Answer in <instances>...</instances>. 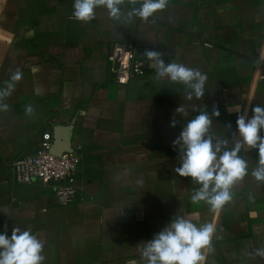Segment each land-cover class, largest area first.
<instances>
[{"label": "crops", "instance_id": "0c3cea01", "mask_svg": "<svg viewBox=\"0 0 264 264\" xmlns=\"http://www.w3.org/2000/svg\"><path fill=\"white\" fill-rule=\"evenodd\" d=\"M73 3L0 0V87L12 71L23 73L6 99L9 110L0 112V234L30 229L44 244L43 264H128L139 259L137 245L178 214L223 228L205 264H264L246 255L264 247V184L245 177L234 202L212 213L203 202L192 204L199 185L174 171L180 161L173 147L200 111L218 110L212 129L231 139L238 115L251 118L252 108L264 106V0H170L154 23L131 24L103 8L79 22ZM112 42L135 44L146 73L112 83ZM148 50L206 73L204 97L188 100L182 85L157 82ZM179 106L187 116L176 113ZM61 126L70 129L68 149L83 156L81 197L67 205H57L38 180L12 181L8 170L15 157L37 150L42 131L54 138ZM241 155L249 171L256 166V149Z\"/></svg>", "mask_w": 264, "mask_h": 264}, {"label": "clouds", "instance_id": "9594fccd", "mask_svg": "<svg viewBox=\"0 0 264 264\" xmlns=\"http://www.w3.org/2000/svg\"><path fill=\"white\" fill-rule=\"evenodd\" d=\"M169 6L170 0H74L72 17L88 23L95 19L96 10L103 8L116 22L131 24L139 18L148 23L152 18L154 23L155 14ZM144 55L156 68L154 79L157 82L182 85L188 100L204 97L206 73L177 62L165 63V53L160 51L148 50ZM22 77L19 69L12 71L4 87H0V112L9 110L6 99ZM176 113L187 116L185 108L180 106ZM252 113L251 118L247 112L238 115L236 133L231 139L220 137L213 131V117L220 115L215 108L210 113L200 111L182 127L173 141L180 161L174 171L180 177H190L199 185L191 195L192 204L203 202L212 213H219L234 202L236 188L245 177L251 175L257 184H264V106H255ZM25 114H35L32 104L26 106ZM176 123L173 119L172 126L175 127ZM226 128L230 129L231 124ZM251 149L258 151V158L256 166L249 171V160L241 153ZM249 200L254 203L253 193H249ZM223 231L214 223L197 225L177 214L151 240L137 245L139 259L129 260L128 264H205L208 254L214 252V239H223ZM43 250V242L30 229L22 231L14 227L11 236L6 232L0 234V264H43L46 259ZM246 255L250 259H264V247L255 248Z\"/></svg>", "mask_w": 264, "mask_h": 264}, {"label": "built area", "instance_id": "2783aa9c", "mask_svg": "<svg viewBox=\"0 0 264 264\" xmlns=\"http://www.w3.org/2000/svg\"><path fill=\"white\" fill-rule=\"evenodd\" d=\"M106 60L112 83L128 84L132 78L146 73L147 64L138 56L133 43L112 42L107 48ZM52 143V132L42 131L34 153L20 154L9 163L10 179L19 183L38 180L52 189L57 205H67L81 197L78 170L83 156L73 149L55 155L51 152Z\"/></svg>", "mask_w": 264, "mask_h": 264}, {"label": "water", "instance_id": "95a60500", "mask_svg": "<svg viewBox=\"0 0 264 264\" xmlns=\"http://www.w3.org/2000/svg\"><path fill=\"white\" fill-rule=\"evenodd\" d=\"M63 133V138H60V134ZM55 137L53 138V143L51 147V152L55 155H60L64 151L68 150V139L70 136V129L68 127H59L55 132H54Z\"/></svg>", "mask_w": 264, "mask_h": 264}]
</instances>
